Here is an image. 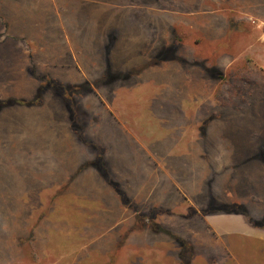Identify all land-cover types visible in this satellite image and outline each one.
Here are the masks:
<instances>
[{"label":"rangeland","instance_id":"1","mask_svg":"<svg viewBox=\"0 0 264 264\" xmlns=\"http://www.w3.org/2000/svg\"><path fill=\"white\" fill-rule=\"evenodd\" d=\"M98 137L121 147L133 210L87 180L101 158L120 174ZM161 139L192 142L179 186L264 234V0H0V264H144L118 243L134 209L153 215L141 147ZM167 182L150 199L178 207ZM244 242L225 264H264Z\"/></svg>","mask_w":264,"mask_h":264},{"label":"crops","instance_id":"2","mask_svg":"<svg viewBox=\"0 0 264 264\" xmlns=\"http://www.w3.org/2000/svg\"><path fill=\"white\" fill-rule=\"evenodd\" d=\"M88 79L90 80V78ZM75 128L72 129L74 130ZM85 131L91 133L87 129ZM116 132H119V130H116ZM124 134L125 138L128 139L129 136L126 133ZM92 138L94 139V137ZM129 139L133 140L132 138ZM134 141L133 144L139 146ZM97 142L98 148L102 150V155H107V158L113 160L112 165H114L115 169H118L120 174L117 176V181H112L106 168L104 169L103 158H101L89 164L91 167L97 168L98 172H91L87 180H90L92 174H94L93 176L97 181L104 180L106 182L104 186L105 192H109L113 197V193L118 196L120 199L117 206L118 210L113 209V212L121 214L120 211L125 208L133 210L129 205L128 197H132L131 195L134 194L131 189L135 181H133L134 177H132V174L129 175L117 164L122 158L121 147L110 146V143L107 144L102 137H98ZM191 143H173L166 140H157L151 142L148 147L142 145L141 148L145 150L147 159H149L148 167H152L146 177L148 184H152L150 186L155 187L159 185L160 179H167V183H173L175 186L174 192L177 195L175 196L176 201L179 206L170 208L166 205L168 208L163 207L162 205H165L166 200L162 196H160L157 203L152 202L150 197L153 194V188L148 189V184L145 186L147 188L144 191L145 200L150 204L153 215L148 216L147 213L143 215V212L134 209L133 220L136 222L137 227L135 230L130 231V235H127L123 241L119 240L118 243L119 253L126 246L130 248L132 261L135 259L134 261H140L144 264H225V262L229 261L227 257L233 249H240L245 240L247 244L250 239L259 243L264 242V234L261 235L258 232L259 230L255 229L251 219L245 216L246 214L224 209L214 211L212 205L215 199H212L213 202L211 201L212 203L210 204L205 203L206 207H204V203L197 200L199 194H201L197 188L193 189L191 187V189L185 190L178 185L176 175L170 172V169L171 167L174 169L175 165L179 167L180 158H184L187 155V147L191 146ZM83 146H87L86 142ZM175 150L178 152L176 153ZM172 159H175L174 164H171L173 162L171 161ZM178 170L180 169L178 168ZM140 185L141 191L139 192H142L143 184ZM165 189L166 191L170 190L169 188ZM101 190L99 188L98 191L101 193ZM92 192L94 193L95 190H89L88 196ZM91 197L93 196L91 195ZM113 197L109 198L108 202L110 205L116 206L117 202H113L115 200ZM211 198L213 197L211 196ZM168 201L170 202V199ZM130 220L132 218L123 219L121 217L118 219V224H124ZM237 236H241L242 241Z\"/></svg>","mask_w":264,"mask_h":264},{"label":"trees","instance_id":"3","mask_svg":"<svg viewBox=\"0 0 264 264\" xmlns=\"http://www.w3.org/2000/svg\"><path fill=\"white\" fill-rule=\"evenodd\" d=\"M39 100H40V98H37L36 102H34V103L38 104V102H40ZM34 103H32V104H34ZM224 210H228L229 211V209H224Z\"/></svg>","mask_w":264,"mask_h":264}]
</instances>
